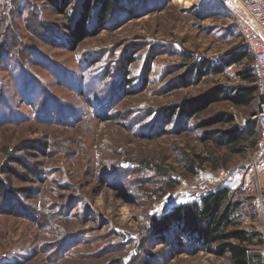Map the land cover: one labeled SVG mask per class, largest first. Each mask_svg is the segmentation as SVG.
<instances>
[{"label": "rangeland", "instance_id": "374dc122", "mask_svg": "<svg viewBox=\"0 0 264 264\" xmlns=\"http://www.w3.org/2000/svg\"><path fill=\"white\" fill-rule=\"evenodd\" d=\"M240 19L232 0H118L72 51L67 14L45 0H0V181L9 190H0V264H232L176 230L162 244L151 225L226 186L241 203L237 228L261 234L264 166L247 167L257 132L241 154L212 140L241 128L256 102L166 118L183 99L248 85L236 73L250 59L201 78L190 71L243 49ZM221 114L234 122L198 127Z\"/></svg>", "mask_w": 264, "mask_h": 264}, {"label": "trees", "instance_id": "16d2710c", "mask_svg": "<svg viewBox=\"0 0 264 264\" xmlns=\"http://www.w3.org/2000/svg\"><path fill=\"white\" fill-rule=\"evenodd\" d=\"M58 14H67V23L64 24L66 45L72 51L87 37L90 36L88 25L95 17L98 26L112 15L118 0H45ZM77 3L76 7H72ZM73 11V12H72ZM72 12V13H71ZM69 13V14H68ZM250 59L247 50L241 49L219 62L202 59L194 65L192 78L205 75L223 73L227 67L242 65L243 61ZM134 60H129L131 65ZM247 86L234 88L214 87L207 94L190 99H183L178 105L167 110L166 118L189 120L204 109L215 103H227L235 107H248L256 102L257 88L251 68H243L236 73ZM234 117L221 114L213 119L202 121L200 128L212 127L218 124H232ZM257 126L255 121L247 120L244 128L232 127L231 129L217 132L212 140L215 144L225 145L232 154H241L244 143L256 136ZM256 141H252L254 147ZM44 146V145H43ZM40 147H38L39 149ZM214 168H218L217 160L213 158ZM195 163L189 161L188 170L194 173ZM8 171V170H7ZM5 171V172H7ZM11 172V171H10ZM176 185V182H173ZM0 190L9 191L0 181ZM22 197L32 198L29 188L18 189ZM13 193V191H12ZM231 188L222 186L207 192L197 201L181 203L174 206L169 212L152 219L151 232L164 243L166 235L172 231L188 237L194 245L201 247H215L218 256H226L232 264H264L261 250L263 248L262 235L257 232L238 229L237 217L241 203L235 198Z\"/></svg>", "mask_w": 264, "mask_h": 264}, {"label": "built area", "instance_id": "2783aa9c", "mask_svg": "<svg viewBox=\"0 0 264 264\" xmlns=\"http://www.w3.org/2000/svg\"><path fill=\"white\" fill-rule=\"evenodd\" d=\"M239 7L244 19L239 20L242 48L250 56V68L254 77L256 92V112L249 118L255 121L257 137L251 158L247 164L250 171L260 172L264 166V0H232ZM246 121L240 125L244 128ZM258 216L261 223L264 261V194L259 190Z\"/></svg>", "mask_w": 264, "mask_h": 264}, {"label": "crops", "instance_id": "0c3cea01", "mask_svg": "<svg viewBox=\"0 0 264 264\" xmlns=\"http://www.w3.org/2000/svg\"><path fill=\"white\" fill-rule=\"evenodd\" d=\"M247 122V121H246Z\"/></svg>", "mask_w": 264, "mask_h": 264}]
</instances>
